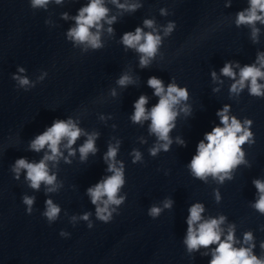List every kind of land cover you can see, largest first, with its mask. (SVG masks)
<instances>
[{"label":"clouds","instance_id":"1","mask_svg":"<svg viewBox=\"0 0 264 264\" xmlns=\"http://www.w3.org/2000/svg\"><path fill=\"white\" fill-rule=\"evenodd\" d=\"M49 0H31L32 7H43L48 4ZM114 4L121 9L128 11H135L138 7L136 4L125 5L119 4L118 0H112ZM56 3H61V0H56ZM109 9L104 6V0H90V3L82 7L79 10V14L74 17L76 26L69 29L67 36L69 39L76 43L86 44L94 49L100 48L101 41L99 30L102 28L101 21L106 20L108 24H112L115 21V17L106 19ZM161 14H166L162 9ZM67 18V14H65ZM256 22L264 24V0H249V8L241 11L237 14L236 24L237 26L246 24L252 26V36L255 40L259 29L255 27ZM144 26L152 28V32H144L142 28L137 27L135 32H126L122 37V43L128 47L135 49L138 53H141L140 67H147L151 58L155 56L158 50V46L161 44V36L156 34L154 29L153 20H145ZM175 27V24L170 22L164 29V35L170 34ZM95 28L96 32H92L91 29ZM109 33L113 31L112 28L108 29ZM257 63L249 66L245 65L240 69L239 79L235 80L236 73L233 71L231 63H226L221 69V74L230 77L235 80V83L231 85L230 91L232 93H239L244 87L246 82H250L249 91L254 96H264V85L258 83V80L264 79V53H259L257 57ZM239 65H237L238 67ZM20 72L24 69L20 68ZM213 79H216V73L212 72ZM13 79L18 81L21 86H27L30 81L26 77L14 75ZM132 78L127 74L121 76L117 81L120 86H126L132 83ZM148 86L154 89V95L159 97L158 103L152 107L151 111H146L145 105L147 104V97L140 96V98L134 104V114L131 119L135 123L142 122L144 120H151L150 132L154 133L159 141L165 143L158 144L151 149V154L155 155L161 148L165 151L168 150L171 140L169 139V132L174 127L172 123L177 112L174 110L175 106L181 101L188 99V91L186 88H180L175 83H170L165 88L162 80L155 76L148 79ZM115 93H113L114 95ZM187 111V108L184 109ZM229 106L225 105L217 115L221 118V124L223 127H215L210 133L205 135L207 143L201 141L197 147V154L193 156L189 167L192 173L201 179L207 175L218 177L222 183L225 177L231 179L228 175L230 170L241 163L243 158V152L240 146L248 141L253 133L247 128L242 127L241 123L233 116L228 115ZM246 125H251V120H245ZM84 134L82 130L71 120H56L52 126L47 128L42 134L38 135L30 144L32 150L39 152L46 145L50 151L49 154H45L43 159L39 163H29L26 159L21 158L16 160L13 171L18 174L21 169L27 171V180L30 181V187L39 190L41 183L46 185H52L48 188V191H55L54 181L55 175H49L47 161H56L58 157L62 155L60 152V144L66 139L67 143L65 148L69 149V155H74L72 145L76 140ZM240 134V135H238ZM96 133L88 136L85 143L79 148L81 160H85L89 153L95 154L97 151L95 147ZM117 147L109 146L105 155V161L108 162V171L113 175L106 177L101 182L97 183L94 187H90L87 192L91 197V202L96 205V216L99 220L108 223L112 218V211L109 210L110 205H120L124 197L117 198L121 186L124 181L123 164L116 161ZM135 163L140 159V153H134ZM120 166L117 167V164ZM223 173V175H220ZM256 189L259 192V199L254 204V207L262 214H264V182L255 180L253 182ZM106 197V199H104ZM219 198V197H217ZM24 204L28 205V213L32 212V205L34 198L25 196L23 198ZM46 211L43 213L47 217L48 221H54L60 208L52 203L51 200L46 202ZM164 207H171V201H166ZM161 209L152 207L149 211V215L156 217L159 215ZM204 207L202 204H194L189 209V216L187 219V236L184 243L187 245L189 251L198 250L200 247H209L210 245H218L212 253V259L210 264H264V258H258L254 253L253 236L251 232L244 234V243L248 244V247H234V226H229L227 236L222 241L221 235L223 230L220 227L225 217L220 216L202 221V212ZM89 214H84L81 218L88 220ZM75 219V218H73ZM202 221V222H201ZM92 225L89 224V228ZM61 235L66 233L61 232ZM261 248L264 249V243L261 244Z\"/></svg>","mask_w":264,"mask_h":264}]
</instances>
